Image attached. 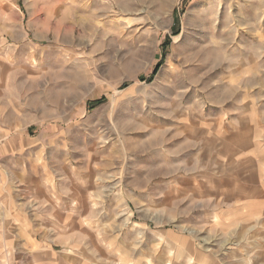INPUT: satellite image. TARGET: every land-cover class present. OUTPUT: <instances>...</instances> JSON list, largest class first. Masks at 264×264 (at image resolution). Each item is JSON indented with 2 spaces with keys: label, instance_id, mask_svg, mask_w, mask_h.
Masks as SVG:
<instances>
[{
  "label": "rangeland",
  "instance_id": "374dc122",
  "mask_svg": "<svg viewBox=\"0 0 264 264\" xmlns=\"http://www.w3.org/2000/svg\"><path fill=\"white\" fill-rule=\"evenodd\" d=\"M7 148L78 200L47 264H182L179 236L240 259L239 213L264 211V0H0Z\"/></svg>",
  "mask_w": 264,
  "mask_h": 264
},
{
  "label": "crops",
  "instance_id": "0c3cea01",
  "mask_svg": "<svg viewBox=\"0 0 264 264\" xmlns=\"http://www.w3.org/2000/svg\"><path fill=\"white\" fill-rule=\"evenodd\" d=\"M0 153L7 158L0 164V264H10L11 260L13 264H30L36 254L38 262L35 264H47V253L51 250H48L45 238L71 233L73 221H78L80 216L76 209L78 200L75 202L69 195L68 198L61 197V190L56 189L49 178L40 175L32 164L34 162L24 159L28 155L22 150L7 148L1 149ZM58 205H65L66 212H61ZM239 214L252 218L244 226L247 227L248 242L235 250L244 253L240 259L231 256V260H219L203 251H193L192 237L179 236L178 242H186L183 246L175 245L177 252L183 254L182 264H192V258L197 264H264V211L257 214L246 210ZM61 216H66L67 224ZM260 239L262 243H256ZM84 261L79 260L76 264H84Z\"/></svg>",
  "mask_w": 264,
  "mask_h": 264
}]
</instances>
